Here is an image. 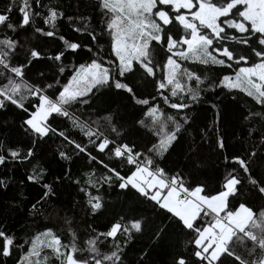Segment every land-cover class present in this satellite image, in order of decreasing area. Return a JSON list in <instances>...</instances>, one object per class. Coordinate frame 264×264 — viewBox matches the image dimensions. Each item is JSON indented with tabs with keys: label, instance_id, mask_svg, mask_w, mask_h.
I'll return each mask as SVG.
<instances>
[{
	"label": "snow or ice",
	"instance_id": "snow-or-ice-1",
	"mask_svg": "<svg viewBox=\"0 0 264 264\" xmlns=\"http://www.w3.org/2000/svg\"><path fill=\"white\" fill-rule=\"evenodd\" d=\"M13 4L0 11V28L3 29L0 31V79L4 81L0 83V110L15 106L24 115L21 126L25 133L41 142L52 136L62 138L70 146L71 155L59 151L61 159L70 161L73 156H85L90 170L79 191L91 211L96 213L105 208L100 194L102 189L107 191L105 185L116 187L151 203L154 209L162 210L170 222L175 221L191 232V257L196 264H225L229 259L232 264H264V205L252 206L245 201L243 192L247 185L264 199V171L254 174L251 168L257 151L233 154V167L215 193L208 192L202 184H187L182 174L171 173L158 163L180 146L182 133L193 121L191 109L202 100L205 91L239 90L264 107V0H98L105 18L99 35L106 33L111 37L114 54V58L107 61L99 55L102 45L97 43L95 29L88 30L86 18L66 16L58 6L42 5L41 0H20V19L13 23ZM39 7L47 9L42 16L47 29L34 26L36 18L41 17ZM61 19L69 24L79 22L81 26L74 30L86 33L97 51L63 35L57 37V22ZM28 27L32 28L33 38L37 34L42 38L57 37L63 42L64 50L42 56L41 51L28 44L27 38L21 43L15 34ZM178 30H183L184 34H176ZM20 49L27 53L23 60L17 59ZM81 49L92 54L89 62L72 65L71 76L65 77L67 82L61 85L60 75L67 67L63 64L66 52L71 50L76 54ZM161 52L163 58L157 61ZM42 59L58 66L59 75L53 77L51 83L44 71H36L35 77L29 79L35 64ZM182 61L191 62L194 67H185ZM195 65L203 67L198 69ZM234 65V75L222 74L218 82L208 83L204 69L214 66L232 69ZM149 85L156 92V95L148 94L151 99L144 98V89ZM117 90L126 93L135 104L147 106L143 114L147 122L145 119L137 121L155 139L146 150L124 141L125 130L114 110L94 107L109 92ZM160 102L168 109H175L177 115L162 109ZM76 106L106 114L96 120L84 119L71 111ZM212 107L216 109L214 123L218 125L220 110L215 104ZM256 117L264 120V114L251 111L245 120ZM57 118L67 121L68 127L53 126ZM72 129L86 138L87 143L77 142ZM255 131V128L249 129V136ZM36 139L23 153L20 149H0V166H6L9 160L23 161L32 157ZM260 143L264 145V134ZM215 146L225 150L226 136L216 135ZM113 163L131 167L122 174L120 168L111 166ZM93 164L101 170L99 175L97 169L91 167ZM69 172L65 171L52 183L42 184L40 198L31 205L33 215L44 202L56 196L54 184L67 179ZM26 179L41 183L44 170L34 167ZM8 183L0 178V188H7ZM75 183L80 185L81 181ZM66 223L72 237L69 244L62 243L52 228L37 232L24 244H18L14 235L0 228V256L10 257L14 250L27 245L16 264H49L50 256L45 250H50L58 264H125V248L137 233L144 234L149 222L141 215L127 220L122 216L106 232L89 237L84 248L77 245L70 221ZM166 230L167 225L163 224L151 229L157 239ZM109 239L111 251L102 252L99 245ZM248 244L252 246L250 249L246 248ZM238 246L246 248L248 258L236 251ZM256 249L259 255L252 258ZM85 252L87 255H83ZM145 255L146 251L140 259ZM173 264H189V259L180 254Z\"/></svg>",
	"mask_w": 264,
	"mask_h": 264
},
{
	"label": "trees",
	"instance_id": "trees-1",
	"mask_svg": "<svg viewBox=\"0 0 264 264\" xmlns=\"http://www.w3.org/2000/svg\"><path fill=\"white\" fill-rule=\"evenodd\" d=\"M9 4H13V0H0V11ZM42 5L58 6L66 16L84 17L87 20L88 30L95 29L98 34V44L102 45L99 55L105 60L114 58L111 50V37L106 33L103 36L99 34L102 31V25L105 18L102 10L98 6V0H41ZM20 0H15L13 4V12L11 19L16 23L19 19L18 8ZM41 17L35 20V27L48 28L42 23V16L46 13L45 7H39ZM81 24H69L66 19L57 22V37L63 35L72 42L88 44L93 48V52L97 51V47L90 41V37L84 32H76L74 27H80ZM0 31H3L0 28ZM9 35L12 33L9 31ZM178 35H183V30H178ZM24 43L27 38L28 44L41 51L42 56L54 54L57 50L63 49V42L57 37L42 38L38 34L32 37V28L28 27L26 31H19L15 34ZM27 53L18 50V60H23ZM87 49L78 50L73 54L71 50L66 52V58L63 64L66 70L60 75V84L67 82L65 77L72 74V65L89 62L90 56ZM163 58V53H159L156 57L157 61ZM185 67H194L191 62L182 61ZM252 61H249V64ZM247 66V65H243ZM202 68L203 66L195 65ZM235 65L232 69H222L219 66L208 67L204 69L209 77L208 83L218 82L217 78L222 74L231 73L234 75ZM36 71H44L47 73L49 80L53 82V77L58 74V66L52 61L42 59L35 64V68L29 74V79L34 78ZM158 73V77H159ZM4 81L0 79V83ZM156 95L155 89L149 85L144 89V98L151 97L148 95ZM52 93L49 92V95ZM167 94V93H166ZM202 100L194 105L190 115L193 121L190 126H186V131L182 133L180 146L172 152L163 161H158L161 167H164L171 173H180L184 176L186 183L195 185L202 184L210 193L220 190L225 178L233 167L231 156L233 154L245 155L250 151H257L258 155L251 164L254 174L264 171V145H261V135L264 134V120L256 117L253 120H245V116L249 111L264 114V107L257 105L252 98L239 90L231 92L226 88H215L212 91H205L202 94ZM159 101V98H157ZM175 100V98H173ZM216 105L220 110L221 120L218 125L216 121V109L212 105ZM162 109L171 115H177L175 109H168L167 105L160 102ZM97 108H107L116 112V117L123 125L125 130L124 141L135 143L140 150H146L151 147V143L155 142L154 137L144 128L137 124L139 119L147 118L143 115L147 110V106L135 104L128 98V95L122 90L109 92L101 101L97 102ZM77 115H81L84 119L96 120L98 117L104 116V111H91L86 106L81 108L76 106L71 109ZM181 113L180 115H182ZM179 119V116H177ZM24 115L9 105L8 108L0 110V149H20L23 153L29 147L35 137L25 133L22 125ZM60 124L62 127H68L67 121L57 118L53 126ZM217 127L219 131L217 132ZM255 128L257 131L249 136V129ZM203 130V131H202ZM73 138L77 142L87 143V139L72 129ZM216 135L226 136L227 148L223 151L218 150L215 146ZM69 145L62 140L52 136L41 142L36 139V147L34 155L27 160H9L6 166H0V178L9 181L7 188H0V228L17 238L18 244H24L26 240L36 234L42 232L46 227L52 228L53 231L60 236L62 243L69 244L72 240L68 231L70 227L76 233V243L80 248L86 247L85 241L94 236L98 232H106L112 223L124 217L126 220L132 216L141 215L148 218V225L143 235L137 233L131 244L125 248V264H173V260L180 254H184L189 259V264H196L191 257L193 246L189 243L193 239V235L188 230L183 229L176 224L175 221H169L166 214L159 209H154L151 203L143 201L138 196L126 193L124 190L112 187L107 191L101 190L104 197L105 208L93 213L90 206L86 203V198L79 191L84 186L86 173L89 172V162L84 155L72 157V160H63L59 157V151L69 152ZM71 155V153L69 152ZM95 154V153H93ZM227 157V159H225ZM105 162H108L105 157ZM111 166L120 168L122 174L131 167L127 164L113 163ZM34 167L44 170V179L41 183H33L26 179L28 174L32 173ZM97 169V175L100 169L96 165H91ZM70 170L67 179H61L54 184L56 196L43 203L39 212L33 215L30 212L31 205L35 203L42 194V184L52 183L56 177L62 176L63 173ZM76 180H80L81 184L77 185ZM244 199L252 206L264 205V199L250 186H245ZM170 215V214H169ZM167 225V230L157 239L151 229L157 225ZM95 230V231H94ZM103 239V238H102ZM102 252L111 251V240L103 241L100 245ZM252 246L248 244L246 248ZM244 246H238L236 251L248 258V252ZM27 250V245L18 250H14L12 256H0V264H16L17 259ZM50 256L49 264H58L54 257H51L50 250H45ZM147 252L143 260L140 259L143 252ZM78 257L81 254H77ZM87 255V253H83ZM259 255V249L252 258ZM225 264H232V261L226 260Z\"/></svg>",
	"mask_w": 264,
	"mask_h": 264
}]
</instances>
